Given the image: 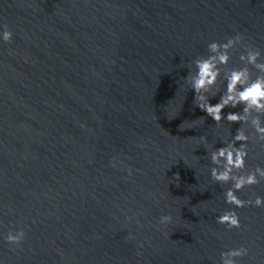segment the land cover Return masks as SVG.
<instances>
[{"label":"water","instance_id":"95a60500","mask_svg":"<svg viewBox=\"0 0 264 264\" xmlns=\"http://www.w3.org/2000/svg\"><path fill=\"white\" fill-rule=\"evenodd\" d=\"M3 24L14 33L0 42L4 264H219L240 246L238 264H264V208L239 209L241 229L215 222L230 185L212 180L209 146L241 124L217 125L185 83L212 41L243 32L264 52V0H0ZM249 152V171L264 166V141ZM253 194L264 182L239 193ZM21 227L22 246L3 241Z\"/></svg>","mask_w":264,"mask_h":264},{"label":"clouds","instance_id":"9594fccd","mask_svg":"<svg viewBox=\"0 0 264 264\" xmlns=\"http://www.w3.org/2000/svg\"><path fill=\"white\" fill-rule=\"evenodd\" d=\"M13 37L14 33L7 24L0 25V42L10 43ZM245 39V34L238 32L223 42L208 43V54L191 60L192 68L185 78L186 85L195 92L196 105L217 125H222L225 120L229 124H241L234 138L223 141L224 147L213 149L209 146L213 165L210 169L212 180L220 185H230L223 194L224 202L231 207L217 215L215 222L226 226L229 231L243 227L239 209L264 208V196L253 194V198L243 199L239 195L246 188L264 182V166L257 165L253 170H248L250 143L253 139L264 141V52L246 45ZM238 46L243 48L239 55L243 66L229 68ZM218 94L219 101L211 103V99ZM240 106H243L242 111L228 112L225 116L226 108L236 109ZM167 111L170 112L169 119L175 118V109L169 107ZM200 121H203L202 118ZM197 122H185L182 127L186 124L187 127H193ZM247 128L253 130L254 136L249 135ZM200 139L207 144L206 137ZM128 174H132L130 168ZM159 223L163 226L171 225L173 217L162 216ZM26 237L27 232L23 227L13 228L3 236V241L8 245L22 246ZM132 238L129 233L128 239ZM249 255L250 250L245 246L231 248L221 253L219 264H238ZM0 264H4L3 260H0Z\"/></svg>","mask_w":264,"mask_h":264}]
</instances>
